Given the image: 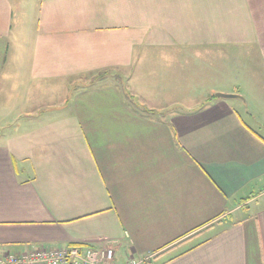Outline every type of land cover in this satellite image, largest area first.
I'll list each match as a JSON object with an SVG mask.
<instances>
[{
	"label": "crops",
	"instance_id": "1",
	"mask_svg": "<svg viewBox=\"0 0 264 264\" xmlns=\"http://www.w3.org/2000/svg\"><path fill=\"white\" fill-rule=\"evenodd\" d=\"M66 246L264 264V0H0V252Z\"/></svg>",
	"mask_w": 264,
	"mask_h": 264
},
{
	"label": "built area",
	"instance_id": "2",
	"mask_svg": "<svg viewBox=\"0 0 264 264\" xmlns=\"http://www.w3.org/2000/svg\"><path fill=\"white\" fill-rule=\"evenodd\" d=\"M111 247L95 249L90 246L40 247L24 253L0 252V264H114ZM130 257L126 264H144Z\"/></svg>",
	"mask_w": 264,
	"mask_h": 264
},
{
	"label": "rangeland",
	"instance_id": "3",
	"mask_svg": "<svg viewBox=\"0 0 264 264\" xmlns=\"http://www.w3.org/2000/svg\"><path fill=\"white\" fill-rule=\"evenodd\" d=\"M32 1H34V2H37V7H38V4H39V1L40 0H32ZM166 49V48H165ZM165 49H161V52H164L165 51ZM135 51H136V49H134ZM154 51H156V53H158V48H156V49H153ZM177 51H179V49H176ZM178 55V54H177Z\"/></svg>",
	"mask_w": 264,
	"mask_h": 264
},
{
	"label": "water",
	"instance_id": "4",
	"mask_svg": "<svg viewBox=\"0 0 264 264\" xmlns=\"http://www.w3.org/2000/svg\"><path fill=\"white\" fill-rule=\"evenodd\" d=\"M217 97H219V98H225V99L234 98V96H231V95H223V94H218Z\"/></svg>",
	"mask_w": 264,
	"mask_h": 264
},
{
	"label": "trees",
	"instance_id": "5",
	"mask_svg": "<svg viewBox=\"0 0 264 264\" xmlns=\"http://www.w3.org/2000/svg\"><path fill=\"white\" fill-rule=\"evenodd\" d=\"M149 112V111H148Z\"/></svg>",
	"mask_w": 264,
	"mask_h": 264
}]
</instances>
